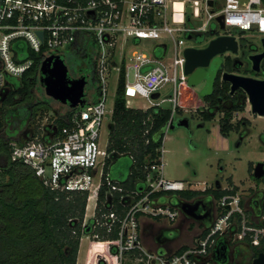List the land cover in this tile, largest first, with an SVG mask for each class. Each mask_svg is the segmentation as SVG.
<instances>
[{
  "label": "built area",
  "instance_id": "obj_1",
  "mask_svg": "<svg viewBox=\"0 0 264 264\" xmlns=\"http://www.w3.org/2000/svg\"><path fill=\"white\" fill-rule=\"evenodd\" d=\"M220 17L223 30L219 27ZM231 29L253 32L259 39L263 38L264 0H0V93L6 87L7 77H21L33 67L35 60L27 55L28 52L39 57L41 64L49 57L64 60L78 34L94 42L97 79L96 88L86 95L95 94V100H87L83 107L72 109L67 126L62 129L57 131L49 126L43 135L44 141L13 143L11 161L30 167L50 191L87 192L86 209L88 202L94 199L95 211L108 156L106 149L101 147V128L107 119L110 120L112 112L107 108L104 88L107 78L116 71L119 79L123 67L126 99L139 96L152 100V94L158 93L160 97V89L171 85L170 96L153 106L170 103L173 117L179 92L189 89L184 75L186 37L211 31L214 38L232 36ZM20 41L25 43L26 49L19 50L17 43ZM131 48L134 49L128 56ZM160 151L162 157V148ZM161 157L159 164L151 166L146 175L145 193L129 198L127 211L118 220L117 238L102 243L113 263L104 256L99 262L224 264L222 259L232 264L227 254H231L236 245L248 240L251 247L259 246L264 240V210L257 216L263 227H254L247 221L239 198L224 196L217 202L218 214L205 234L185 250L170 254L148 250L143 243L142 217L149 222L158 218L173 223L180 217L176 209L159 205L152 194L189 189L184 181L163 177ZM110 189L121 192V188L113 185ZM105 219L111 224L117 216L110 213ZM112 249L113 254L110 253Z\"/></svg>",
  "mask_w": 264,
  "mask_h": 264
},
{
  "label": "trees",
  "instance_id": "obj_2",
  "mask_svg": "<svg viewBox=\"0 0 264 264\" xmlns=\"http://www.w3.org/2000/svg\"><path fill=\"white\" fill-rule=\"evenodd\" d=\"M237 32L240 36L230 34L239 41H244V32ZM93 43L85 35L78 34L73 47L64 56L63 61L67 67L76 72L80 58L86 50H93ZM17 45L20 46L19 50L26 49L25 43L21 41ZM250 45L251 49L255 47ZM27 55L34 58L33 67L21 77H7L4 88L7 94L2 100L0 98V264H76L82 236L88 235L92 243L96 239L94 244L99 248L96 253L103 254L105 250L100 249V245L105 241L115 240L118 236V220L127 211V201L124 198H138L145 193L146 175L151 166L159 164L160 150L166 125L172 118V109L162 105L146 110L128 108L124 96L122 67L110 116L111 130L106 147L108 156L105 159L94 216L86 223L87 192L50 191L30 167L10 159L13 143L21 145L33 139L44 141L46 137L43 135L48 132L49 126L52 125L57 131L67 126V119L73 111H68L62 105L63 112L53 109V101L44 95L40 85L41 61L31 52ZM215 87V94L204 99L205 107L197 109V115L210 121L221 114L220 134L227 136L236 130L232 123V113L241 111L245 105L240 102L232 109L218 110L215 106L217 99H227L230 95L228 88H223L219 82ZM48 113L52 114L47 116ZM179 115H182V111L177 107L175 117ZM43 119H46L45 124L41 123ZM32 124L34 128L30 127ZM21 131L25 132L24 137H20ZM250 165L248 169L251 170ZM151 174L155 175L154 172ZM228 183L231 184L230 179ZM112 185L121 188V192L111 191ZM235 190L232 187L203 191L188 189L178 192L173 198L192 200L207 196L219 202L224 196H234ZM169 195L159 192L151 197L164 203ZM240 206L243 207L242 202ZM244 212L252 226L263 227L262 223L250 219L249 213ZM110 213L117 216V220L111 224L105 219ZM237 221H240L239 216ZM246 241L243 245L250 247L252 257L264 255V240L258 247H251L249 241ZM185 249L186 247L182 248ZM110 253H114L113 249ZM91 254L92 248H89L86 264H91ZM221 261L227 264L225 260Z\"/></svg>",
  "mask_w": 264,
  "mask_h": 264
},
{
  "label": "rangeland",
  "instance_id": "obj_3",
  "mask_svg": "<svg viewBox=\"0 0 264 264\" xmlns=\"http://www.w3.org/2000/svg\"><path fill=\"white\" fill-rule=\"evenodd\" d=\"M232 34L240 36L236 30H229ZM206 42L211 39L210 34H205ZM243 42L246 44H253L260 48L259 37L253 32H244L243 33ZM187 47H197L195 41H187ZM134 48H131L127 55L129 56L130 52ZM150 54V53H149ZM168 58L170 57V52H167ZM169 60L165 63L168 64ZM69 72L74 74L72 70L69 69ZM69 73V75H70ZM264 73V71H263ZM262 73V74H263ZM264 78L262 76H256V78ZM117 72L114 71L110 77L107 78L105 84V94L107 101V108L109 111L113 108V102L115 97V92L117 89ZM188 86V85H187ZM189 87V86H188ZM172 86L166 84L160 89V97L154 100L153 103H159L163 98L170 96ZM193 95L195 96V103L193 104L191 100V94L186 93L182 90L183 99H187L188 103L185 104L184 108H181L182 115L178 117L188 118V127H178L175 129L168 128L166 130L165 136L167 139L164 143L165 149V160L163 166L164 178L169 180H179L184 181L188 184V188L191 190H201V189H213L216 184H220L221 189H230L236 188L235 197H238L241 202H247L251 196L254 195L255 192L259 191L258 189H263V185L256 187V181L253 180L250 174V169H248L249 165L259 163L264 160V151L262 150L259 135L264 129V117H259L257 115H252L250 112V106L247 104L244 108V111L241 113L235 114L234 120L237 121L241 119H247L252 126H250L249 135L242 140L240 146L236 147L239 142V136L235 134V130L230 132L227 136H220L218 133L219 128V119L221 114H217L214 119L210 121H205L201 115H197V109L203 107L205 102L197 98V93L200 91L201 87L191 88ZM179 92V93H181ZM185 92V94H184ZM95 98V94L88 95L87 100L92 101ZM126 104L128 108L132 109H145L150 107V103L147 99L137 96L136 98H127ZM162 106L171 107V104L168 102H164ZM52 107L54 110L63 112V108L69 109L67 106L61 107V105L57 102H52ZM180 108V107H179ZM52 113H48L47 116ZM46 119L42 120V124H45ZM109 123L110 120L107 119L103 127L101 128V147L102 149H106L108 139H109ZM34 128V124L30 126ZM25 133V132H24ZM22 131L20 132V137H24ZM19 137V136H18ZM169 158V161H168ZM250 165V166H251ZM229 179L231 180V184H229ZM235 186V187H234ZM95 207V200L91 199L88 202V207L85 211V219L89 220L93 216ZM178 219L179 222L184 224V231L182 233V242L180 245L189 246L192 244V236L190 233L192 229L197 226V224L189 219L180 216ZM148 219L146 217H142V234H143V243L144 246L148 250H153L152 245H154V241L152 240L154 237L155 228L165 227L171 228L177 222H169L167 220H152L155 225L153 228L146 224ZM190 228H187V226ZM192 227V228H191ZM173 234V233H172ZM92 239L88 237V235L82 236L80 240V246L78 251L77 263L76 264H86L88 256L89 248H92V254L90 255L91 264H98L99 260H103L104 258L101 255H97L96 250L99 249L97 245L92 243ZM104 246L100 245V249H103ZM152 248V249H151ZM176 249V248H175ZM106 251V250H105ZM104 251V252H105ZM111 263L113 260L110 256H105ZM251 258L247 259V263L251 264ZM123 264H129L128 261L123 262ZM246 264V261L245 263Z\"/></svg>",
  "mask_w": 264,
  "mask_h": 264
},
{
  "label": "water",
  "instance_id": "obj_4",
  "mask_svg": "<svg viewBox=\"0 0 264 264\" xmlns=\"http://www.w3.org/2000/svg\"><path fill=\"white\" fill-rule=\"evenodd\" d=\"M218 22L220 29L223 30L224 26L221 17L218 18ZM208 34L211 35V39L208 42H206L205 33L188 35L186 37L188 41H196L200 37L203 39L197 47H187L183 52L185 58L184 75L187 76V84L191 88L201 87L197 93V98L203 101L205 98L215 94V81L221 67V57L225 55H236L240 47L235 36H217L214 38L215 34L213 31ZM38 36L41 37L42 33L39 32ZM259 41L260 48L255 46L251 49L252 45H250L246 55V61L249 64L248 68L254 74H262L264 71L261 68V63L264 61V37L260 38ZM160 47L165 49L164 45ZM39 75L44 95L52 101L63 106H68L70 109L83 107L87 102V94L85 93L86 78L84 76L73 79L69 78V68L62 58H47L40 66ZM219 79L220 83H225L229 86L228 93L230 96L234 95L236 91H239L236 96L239 97L242 105L246 106L248 104L250 106L252 115L264 117V78L259 79L256 76H241L223 72L220 74ZM6 94L7 91L5 90L0 93L1 100ZM158 97V93L151 95V99L153 100L158 99ZM188 122V118L174 116L171 120L170 129L172 130L178 127L187 128ZM108 128L110 131V124ZM239 137V142L236 147L240 146L243 140L241 134ZM261 166V163L255 164L252 177L256 180L262 177ZM215 189H221L219 183L216 184ZM125 199L127 202L129 201V198ZM210 200L211 202L215 201V206L217 207V201L214 198H210ZM201 202L198 198L184 200L170 197L163 205H168L176 209L180 213V216L196 222L200 217L198 216V210L201 209ZM226 209L228 210V208ZM211 259L216 260L214 255H212ZM251 264H264V255L258 254L251 260Z\"/></svg>",
  "mask_w": 264,
  "mask_h": 264
},
{
  "label": "flooded vegetation",
  "instance_id": "obj_5",
  "mask_svg": "<svg viewBox=\"0 0 264 264\" xmlns=\"http://www.w3.org/2000/svg\"><path fill=\"white\" fill-rule=\"evenodd\" d=\"M203 38H197L195 41L196 44L198 45L199 42L202 41ZM239 49L238 53L236 55H225L222 56L220 64L221 67L219 69L215 85L219 82L220 83V74L223 72H228L236 75H241V76H262L263 74H254L252 72H249V64L246 61V55H247V50L249 49L250 44H246L243 41H239ZM95 57H94V51L92 49H88L84 52V55L82 58H80L78 62V66L75 69L76 72L74 74L70 73L69 78H79L84 76L86 78L87 84L85 86V93H89L90 91H93L96 88L97 85V79L95 75ZM261 68L264 70V61L261 63ZM70 69V68H69ZM72 70V69H70ZM40 81V77H39ZM223 88H228L229 91V86L225 83L222 84L220 83ZM41 85V84H40ZM239 93V91H236L234 95L230 96L227 99H217V104L215 105L218 110H223V109H232L235 106H238L239 103L241 102L239 97L236 96V94ZM245 108V107H244ZM244 108L241 111H234L232 113V119L234 120L235 114L241 113L244 111ZM232 123L236 126L235 134L240 136L242 135L243 139H245L249 133H250V122L247 119H239L237 121H232ZM240 138V137H239ZM259 141L262 147V150L264 151V129L259 135ZM262 164L261 166V174L262 177L259 180H256L252 178L253 180L256 181V187L263 185V189H258L259 191L255 192L251 198L245 203L242 202L244 210L249 213L250 218L253 216H256L257 214L259 215L263 210H264V160L259 162ZM256 164V163H255ZM255 164H252V168L250 171V174L252 175L254 171ZM252 177V176H251ZM215 189V188H213ZM200 199L202 202L200 203V208L198 210V216H200L197 221L195 222L197 225H204L207 227L209 224H211L216 215L218 214V208L215 206V201L211 202L210 197L208 198L207 196H199L197 197ZM257 215V216H258ZM206 227V228H207ZM154 230L155 234L154 237L156 239H162L165 237V235H168L166 230H163L162 228H155ZM235 249L240 251V255L236 256L237 254L231 253L229 254L228 260L233 261L234 264H242V261L250 258L251 256V249L248 246H245L243 244H238L235 246ZM234 254V255H233Z\"/></svg>",
  "mask_w": 264,
  "mask_h": 264
},
{
  "label": "crops",
  "instance_id": "obj_6",
  "mask_svg": "<svg viewBox=\"0 0 264 264\" xmlns=\"http://www.w3.org/2000/svg\"><path fill=\"white\" fill-rule=\"evenodd\" d=\"M186 93H189V95L191 94V100L193 101L192 103L193 104H190V105H194V103H195V96L193 95V93H192V91L190 90V89H185L184 90ZM185 92H184V94H185ZM183 94H182V92L180 93V95H179V99H178V108L180 107V109L181 108H184V106H185V104L187 105V103H188V100L187 99H183V96H182ZM95 100V99H94ZM148 102L150 103V107H154L153 106V102H154V100L152 99V100H148ZM184 105V106H183ZM149 108V107H148ZM148 108H145V109H142V110H146V109H148ZM182 110V109H181ZM218 133H219V135L221 136V134H220V130H219V128H218ZM222 137V136H221ZM167 139V137L166 136H164V139H163V144H162V150H163V152H162V157H161V159H162V163H163V165H162V173H163V166H164V160H165V156H164V154L166 153L165 152V149H164V143H165V140ZM168 161H169V158H168ZM163 176H164V173H163ZM166 179V178H165ZM167 180H169V179H167ZM235 187V186H234ZM208 189H210V188H208ZM191 190V189H190ZM203 190H205L204 188L203 189H201L200 191H203ZM177 194H170L167 198H166V200L167 199H169L170 197H175ZM163 203H161V202H159V205H162ZM258 215V214H257ZM257 215L256 216H253L252 217V219H256L257 220ZM179 220L180 219H178L176 222V224L173 226V227H171V228H165V227H160L159 226V228H162L163 230H166L167 231V233H168V235H165V237L164 238H162V239H156L155 237H153V241H154V245H152V248H153V250H157V251H160V252H163V253H167V254H170V253H173V252H178L179 250H182V248H184V247H188V246H186V245H180V243L183 241L181 238H182V233L185 231L186 232V229H184V224L183 223H181V222H179ZM146 224H148L149 226H151L152 228H153V225H155V223H153V222H149V221H147V222H145ZM143 222H142V228H143ZM207 225L206 226H202V225H197L195 228H193L192 229V232L190 233V235L192 236L193 234V236H192V238H191V240H192V242L195 240V239H198L200 236H201V234H202V232L203 231H205L207 228ZM187 228H190V226L188 225L187 226ZM192 228V227H191ZM184 229V231H182ZM173 233V234H172ZM151 248V249H152ZM176 248V249H175ZM232 253H235V254H237L236 256H239L240 255V251L239 250H237V249H235V247L232 249ZM227 255H229V254H227ZM234 255V254H233ZM252 256H250V258H251ZM251 260V259H250ZM245 261L246 260H244V261H242V264H244L245 263ZM231 263L233 264V261H231ZM246 264H248L247 263V261H246Z\"/></svg>",
  "mask_w": 264,
  "mask_h": 264
},
{
  "label": "bare ground",
  "instance_id": "obj_7",
  "mask_svg": "<svg viewBox=\"0 0 264 264\" xmlns=\"http://www.w3.org/2000/svg\"><path fill=\"white\" fill-rule=\"evenodd\" d=\"M177 193H178V192H177ZM177 193H169V194H177ZM167 200H168V199H167ZM158 203H159V202H158ZM164 203H165V202H164ZM164 203H163V204H164ZM163 204H162V205H163ZM163 206H164V205H163ZM167 206H168V205H167ZM169 207H170V206H169ZM103 246H104V244H103ZM104 250H106L105 247H104ZM105 254L108 255V254H107V251H105L103 254H101V256H105Z\"/></svg>",
  "mask_w": 264,
  "mask_h": 264
}]
</instances>
